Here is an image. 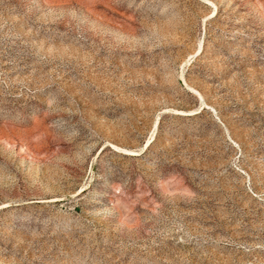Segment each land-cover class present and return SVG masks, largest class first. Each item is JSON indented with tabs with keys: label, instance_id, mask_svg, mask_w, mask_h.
<instances>
[{
	"label": "rangeland",
	"instance_id": "rangeland-1",
	"mask_svg": "<svg viewBox=\"0 0 264 264\" xmlns=\"http://www.w3.org/2000/svg\"><path fill=\"white\" fill-rule=\"evenodd\" d=\"M0 264H264V0H0Z\"/></svg>",
	"mask_w": 264,
	"mask_h": 264
},
{
	"label": "bare ground",
	"instance_id": "bare-ground-1",
	"mask_svg": "<svg viewBox=\"0 0 264 264\" xmlns=\"http://www.w3.org/2000/svg\"><path fill=\"white\" fill-rule=\"evenodd\" d=\"M217 8V7H216ZM193 91H195L197 94H198V96L202 99V101H203V104L206 106V108L207 107H209V105L205 102V100L203 99L204 97H202L203 95H201L198 91H196L195 89H193ZM182 112V111H181ZM182 113H184V112H182ZM177 114H179L180 116H186L187 114H181L180 112H177ZM123 150V149H122ZM124 154L125 155H132L131 154V152H124Z\"/></svg>",
	"mask_w": 264,
	"mask_h": 264
}]
</instances>
